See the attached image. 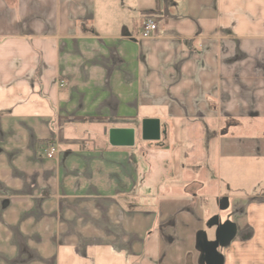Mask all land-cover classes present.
I'll return each mask as SVG.
<instances>
[{"label":"crops","instance_id":"crops-1","mask_svg":"<svg viewBox=\"0 0 264 264\" xmlns=\"http://www.w3.org/2000/svg\"><path fill=\"white\" fill-rule=\"evenodd\" d=\"M258 165L264 0H0V264H206Z\"/></svg>","mask_w":264,"mask_h":264},{"label":"rangeland","instance_id":"rangeland-1","mask_svg":"<svg viewBox=\"0 0 264 264\" xmlns=\"http://www.w3.org/2000/svg\"><path fill=\"white\" fill-rule=\"evenodd\" d=\"M261 167L262 165H258L256 171L254 170L252 174L243 176L242 178L245 179L235 181L232 186L243 189L244 194H251V192L263 193L264 166L260 169ZM246 168L248 170L254 169V165L248 163ZM228 186L230 184H227ZM246 204L239 207L243 208V211L240 210L243 216L241 214L239 216V218L242 216V220H239L241 231L234 241L225 248L220 247L219 250L225 252L226 261L229 264H239L240 262H244L245 264H264V197L248 198ZM240 211L234 209L232 205L225 210L219 209L220 222L225 223L230 221V218ZM209 230V240H213L215 231L214 229Z\"/></svg>","mask_w":264,"mask_h":264},{"label":"water","instance_id":"water-1","mask_svg":"<svg viewBox=\"0 0 264 264\" xmlns=\"http://www.w3.org/2000/svg\"><path fill=\"white\" fill-rule=\"evenodd\" d=\"M215 225L214 239L209 240L206 236L202 244L206 264H223V255L219 252V248L229 245L237 233L236 224L232 221L222 223L218 220Z\"/></svg>","mask_w":264,"mask_h":264},{"label":"built area","instance_id":"built-area-1","mask_svg":"<svg viewBox=\"0 0 264 264\" xmlns=\"http://www.w3.org/2000/svg\"><path fill=\"white\" fill-rule=\"evenodd\" d=\"M161 23L153 16H146L142 23V33L143 38H153L156 37L160 31ZM58 152V144L50 143L46 149V154L48 157L53 158Z\"/></svg>","mask_w":264,"mask_h":264}]
</instances>
